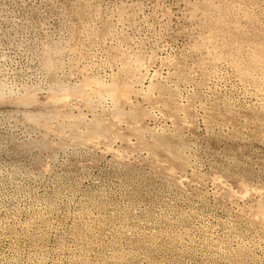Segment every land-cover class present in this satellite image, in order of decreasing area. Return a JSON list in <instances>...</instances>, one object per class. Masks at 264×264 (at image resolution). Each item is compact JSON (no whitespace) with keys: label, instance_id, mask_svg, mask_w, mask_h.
I'll list each match as a JSON object with an SVG mask.
<instances>
[{"label":"rangeland","instance_id":"1","mask_svg":"<svg viewBox=\"0 0 264 264\" xmlns=\"http://www.w3.org/2000/svg\"><path fill=\"white\" fill-rule=\"evenodd\" d=\"M263 62L264 0H0V264H264Z\"/></svg>","mask_w":264,"mask_h":264},{"label":"bare ground","instance_id":"2","mask_svg":"<svg viewBox=\"0 0 264 264\" xmlns=\"http://www.w3.org/2000/svg\"><path fill=\"white\" fill-rule=\"evenodd\" d=\"M215 44V43H214ZM209 47V46H208ZM209 51V50H208ZM215 53V52H214ZM230 58V57H229ZM231 60V59H230ZM264 63V62H263ZM237 65H238V62H237ZM242 66V65H241Z\"/></svg>","mask_w":264,"mask_h":264}]
</instances>
